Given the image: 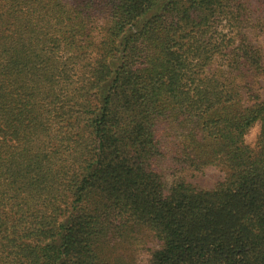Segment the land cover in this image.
<instances>
[{"label": "trees", "instance_id": "trees-1", "mask_svg": "<svg viewBox=\"0 0 264 264\" xmlns=\"http://www.w3.org/2000/svg\"><path fill=\"white\" fill-rule=\"evenodd\" d=\"M262 36L264 0H0V264H264Z\"/></svg>", "mask_w": 264, "mask_h": 264}, {"label": "rangeland", "instance_id": "rangeland-1", "mask_svg": "<svg viewBox=\"0 0 264 264\" xmlns=\"http://www.w3.org/2000/svg\"><path fill=\"white\" fill-rule=\"evenodd\" d=\"M264 36H262L261 42L262 44H264ZM262 94L264 95V91L262 92ZM256 127V132L253 133L252 129L250 130L249 134L246 136V140L247 142H251L252 140H254L255 136L257 135V131H258V125H255ZM222 176V173L214 168V167H208L206 168L202 174H196L193 175V177H189V180L191 182H194L195 184L204 187V188H209L211 187L217 180H219Z\"/></svg>", "mask_w": 264, "mask_h": 264}, {"label": "clouds", "instance_id": "clouds-1", "mask_svg": "<svg viewBox=\"0 0 264 264\" xmlns=\"http://www.w3.org/2000/svg\"><path fill=\"white\" fill-rule=\"evenodd\" d=\"M256 127L254 126L253 129H252V132L255 133L256 132Z\"/></svg>", "mask_w": 264, "mask_h": 264}]
</instances>
